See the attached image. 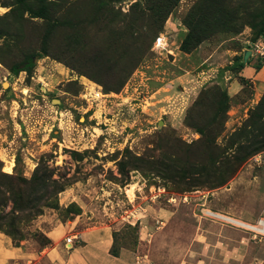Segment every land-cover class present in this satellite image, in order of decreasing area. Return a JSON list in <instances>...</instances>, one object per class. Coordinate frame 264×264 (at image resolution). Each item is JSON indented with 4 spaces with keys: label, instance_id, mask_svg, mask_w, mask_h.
Wrapping results in <instances>:
<instances>
[{
    "label": "rangeland",
    "instance_id": "374dc122",
    "mask_svg": "<svg viewBox=\"0 0 264 264\" xmlns=\"http://www.w3.org/2000/svg\"><path fill=\"white\" fill-rule=\"evenodd\" d=\"M205 2L232 21L207 24L185 53L187 19ZM263 21L264 0H0L5 232L41 250L56 227L68 238L110 226L117 252L142 242L161 257L197 252L200 218L212 236L264 239L258 221L205 213L264 219Z\"/></svg>",
    "mask_w": 264,
    "mask_h": 264
},
{
    "label": "crops",
    "instance_id": "0c3cea01",
    "mask_svg": "<svg viewBox=\"0 0 264 264\" xmlns=\"http://www.w3.org/2000/svg\"><path fill=\"white\" fill-rule=\"evenodd\" d=\"M253 72L254 69L251 66L242 70L243 74ZM217 210L222 211L223 217L241 223L246 222L244 219L254 221H248L247 224L258 221L255 220L256 215H237L225 208ZM208 212L219 213L211 210ZM159 213L165 217L170 214L166 210H161ZM199 220H201L198 225L200 247L197 252L186 251L181 255L172 254L171 256L170 253H165V257H161L153 248L150 254L145 253L142 249V242H139L137 250L121 249L118 256H114L111 254L114 245L112 227L101 226L85 229L79 234L68 236L73 242L65 245L62 240L67 236L68 229L62 226L47 233L53 245L41 250L16 247L10 237L0 233V264H136L138 255H147L149 258V262L143 261L140 264H264V239L258 238L257 235L243 238L236 230L226 227L220 229L222 234L212 236L208 234L207 223L201 218ZM68 238H65V241ZM173 258L178 261L172 260Z\"/></svg>",
    "mask_w": 264,
    "mask_h": 264
},
{
    "label": "trees",
    "instance_id": "16d2710c",
    "mask_svg": "<svg viewBox=\"0 0 264 264\" xmlns=\"http://www.w3.org/2000/svg\"><path fill=\"white\" fill-rule=\"evenodd\" d=\"M204 4H205V8H204V6H201L197 11H196V8H194L193 12L191 13V15L187 19V22H188L187 26H188L190 31H189V34L183 40V43L181 45V51H183L185 53L191 52L192 50H194L198 45H200L204 41L205 27L207 26V24H216L217 25V24H222L225 21H229V22L232 21L231 16L228 15V17H227V15H226L227 13L225 12V10L217 9L214 12V14H212V13L208 12V11H210L209 9H206V5L208 3L205 2ZM260 32H261V34H264V21L260 27ZM32 64H33V57H28L27 59L24 60V62L22 64H17L11 69L13 70V72L15 74L19 73L20 71L28 72L31 70ZM242 68H243V66H242ZM260 150L261 149L258 147L253 152L257 153ZM244 156L245 157H243L242 161H247L249 159V157H251L252 155L247 154ZM9 178H11V177L9 176ZM47 179H48L47 176H43L38 181L41 184H45ZM221 184H223V183H221ZM30 208L33 209L34 207H30ZM14 224H15L14 222H11L10 226L13 228ZM4 226H5V223H3L2 220H0V233H3L6 236L10 237L14 246L20 247V245H19L20 238H18L14 234L13 231L12 232H9V231L5 232V230L3 228ZM16 234H19V232L18 233L16 232ZM116 236H117V233H114V245L111 249V254L114 256H118V254L121 250L120 249L118 252L115 250ZM50 244H51V241L49 239L45 238L44 246H48ZM122 249H126V248H122Z\"/></svg>",
    "mask_w": 264,
    "mask_h": 264
},
{
    "label": "bare ground",
    "instance_id": "6f19581e",
    "mask_svg": "<svg viewBox=\"0 0 264 264\" xmlns=\"http://www.w3.org/2000/svg\"><path fill=\"white\" fill-rule=\"evenodd\" d=\"M87 81H88V80H87ZM85 82H86V81H85ZM85 85H87V84H85ZM7 86H8V85H7ZM90 88H91V87H90ZM65 194H66V193H65ZM61 197H62V196H61ZM205 213H206L207 215H212V216L217 217V218H220V219H223V218L227 219L226 217L220 216V215H218V214L210 213V212H208V210H205ZM230 223H235V224L240 225V226H242V227H248V225H246V224L239 223V222L232 221V220H230ZM251 228H252L254 231H257L258 233L264 235V225H260V227H252V226H251Z\"/></svg>",
    "mask_w": 264,
    "mask_h": 264
},
{
    "label": "built area",
    "instance_id": "2783aa9c",
    "mask_svg": "<svg viewBox=\"0 0 264 264\" xmlns=\"http://www.w3.org/2000/svg\"><path fill=\"white\" fill-rule=\"evenodd\" d=\"M160 39H161V37L158 39V41H157V43L158 42H160ZM225 221H226V223H229V224H233V225H236V226H239V227H242V226H240V225H237V224H235V223H230V220H232V219H229V218H227V219H225V218H223ZM232 221H235V220H232ZM236 222H239V221H236ZM239 223H241V222H239ZM243 224H245V223H243ZM260 225H264V219H260V220H258V225H257V227H260ZM242 228H247V227H242ZM252 229V228H251ZM253 230V229H252ZM258 234H260V233H258ZM262 235V234H261ZM67 242V244H71L72 242H73V240L71 239V238H68L67 240H66ZM137 262V261H136ZM139 262H137V264H138Z\"/></svg>",
    "mask_w": 264,
    "mask_h": 264
},
{
    "label": "water",
    "instance_id": "95a60500",
    "mask_svg": "<svg viewBox=\"0 0 264 264\" xmlns=\"http://www.w3.org/2000/svg\"><path fill=\"white\" fill-rule=\"evenodd\" d=\"M250 54H251L250 51L246 52V54H245V60H247V58L250 56Z\"/></svg>",
    "mask_w": 264,
    "mask_h": 264
}]
</instances>
